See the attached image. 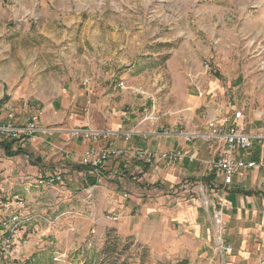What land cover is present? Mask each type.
Segmentation results:
<instances>
[{
  "label": "rangeland",
  "instance_id": "obj_1",
  "mask_svg": "<svg viewBox=\"0 0 264 264\" xmlns=\"http://www.w3.org/2000/svg\"><path fill=\"white\" fill-rule=\"evenodd\" d=\"M194 40L211 46L205 71L236 68L254 98L264 84V0H0V122L2 100L52 99L101 63L158 70L156 56L176 55L193 72ZM18 166L0 147V264H226L215 212L207 245L137 207L129 214L108 193L37 186Z\"/></svg>",
  "mask_w": 264,
  "mask_h": 264
},
{
  "label": "crops",
  "instance_id": "obj_2",
  "mask_svg": "<svg viewBox=\"0 0 264 264\" xmlns=\"http://www.w3.org/2000/svg\"><path fill=\"white\" fill-rule=\"evenodd\" d=\"M200 43L193 41V72L184 62L188 58L176 55L169 60L166 55L156 56L159 63L165 62L158 70L136 65L120 70L121 65L115 62L101 63L92 75L85 71L72 75L52 99L35 96L25 100L15 93L14 99L2 100L5 111L0 124L24 126L36 118L37 130L27 142L13 141V150L22 151L13 158L19 164L16 172L35 176L37 186L41 176L62 174V182L44 187L59 186L65 196H72L76 190L79 194L94 191L96 195L89 196L92 199L108 193L115 205L129 214L137 207L163 224L175 223L177 233L184 232L192 239L195 234L207 245L212 237L208 226L211 214L221 212L226 264H262L264 142L255 140L251 148L234 152L236 157L256 165L240 172L231 185H225L214 162L229 151L226 143L204 138L188 141L177 133L209 132L212 117L221 121L225 114L239 110L243 112L238 120L243 130L264 133V84L253 88L251 98L248 89L239 83L241 73L236 68L220 64L214 73L206 72L203 58L212 49ZM4 91L0 89V98ZM75 127L121 133L87 139L72 136L68 130ZM4 140L12 141H0ZM108 146L118 153L101 167L82 163L91 148ZM139 149L150 150L153 160L136 158L134 152ZM175 152H180L182 158L162 156ZM107 180L113 184L108 186ZM138 186L142 198L138 197ZM199 189L205 200L199 196ZM72 201L65 206H73L69 205Z\"/></svg>",
  "mask_w": 264,
  "mask_h": 264
},
{
  "label": "built area",
  "instance_id": "obj_3",
  "mask_svg": "<svg viewBox=\"0 0 264 264\" xmlns=\"http://www.w3.org/2000/svg\"><path fill=\"white\" fill-rule=\"evenodd\" d=\"M205 69L208 72L210 65L206 64ZM243 112L241 110L233 112L232 114H225L222 120L212 117L209 121L211 130L209 132H187L179 131L177 134L191 141L195 138H204L207 140H219L226 143L228 146V152H225L216 162L214 167L221 173L223 183L225 185H231L234 182L235 177L246 168H251L256 165L254 161H247L244 158L236 157L234 152L244 151L253 146L255 140L264 142V133L251 134L243 130L238 120L242 117ZM37 130L36 118H31L26 122L24 126L14 124H0V137L10 139L20 144H25L32 134ZM57 131H63V129H56ZM46 131H52V129H46ZM72 136L83 137L87 139H97L101 136H118L120 131L101 130L91 127H75L68 130ZM125 138L129 139V134L125 133ZM118 151L112 146L105 147L103 149L91 148L87 154L82 157V163L91 164L95 168L101 167L110 156L117 154ZM136 158L145 159L151 162L154 158V154L150 150H136L134 152ZM165 158L170 160L182 158L180 152L171 154H163ZM64 180L62 174H52L39 177L38 184H55ZM217 222L221 223V212H215ZM116 218V217H115ZM16 219V217H14ZM264 264V261H262Z\"/></svg>",
  "mask_w": 264,
  "mask_h": 264
},
{
  "label": "trees",
  "instance_id": "obj_4",
  "mask_svg": "<svg viewBox=\"0 0 264 264\" xmlns=\"http://www.w3.org/2000/svg\"><path fill=\"white\" fill-rule=\"evenodd\" d=\"M13 144H14L13 141H8V140L7 141L6 140L0 141V146H2L5 149L7 156L18 155L22 152L21 149L16 150V151L13 150ZM34 257H36V255H34ZM14 263L15 264H17V263H19V264H32L30 261H25L23 263H20V262H14Z\"/></svg>",
  "mask_w": 264,
  "mask_h": 264
}]
</instances>
